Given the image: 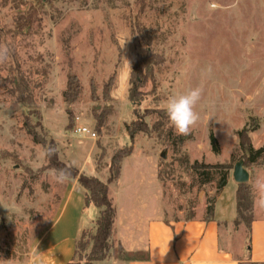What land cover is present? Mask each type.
<instances>
[{"label":"rangeland","instance_id":"obj_1","mask_svg":"<svg viewBox=\"0 0 264 264\" xmlns=\"http://www.w3.org/2000/svg\"><path fill=\"white\" fill-rule=\"evenodd\" d=\"M17 2L0 0V27L12 32L16 14L25 10ZM35 17L27 34L8 37L30 81L22 98L7 78L11 57L0 64V264L34 262L73 184L51 179L46 149L27 133L26 121L41 137L48 133L57 141L62 161L71 160L86 174L102 153L99 148L96 155L94 142L100 140L105 154L115 153L127 140L128 124L149 126L137 134L135 153L124 162L112 195L116 236L129 249L143 245L153 215L167 221L205 218L221 171L196 170L194 162L230 165L231 172L242 154L238 131L245 126L253 146H264V0H45ZM148 39L163 63L154 72L155 89L132 103V70ZM195 87L203 89L196 106L201 119L181 142L187 135L176 134L167 101ZM84 126L97 136L83 132ZM211 130L219 152L212 148ZM104 160L96 162L103 172ZM246 167H264V154ZM95 231L93 221L75 263L86 264ZM116 236L110 261L144 256L120 251ZM230 245L249 264L248 240L234 235Z\"/></svg>","mask_w":264,"mask_h":264},{"label":"crops","instance_id":"obj_2","mask_svg":"<svg viewBox=\"0 0 264 264\" xmlns=\"http://www.w3.org/2000/svg\"><path fill=\"white\" fill-rule=\"evenodd\" d=\"M94 145H96L97 155L99 150L97 141L93 143ZM134 153L135 146L132 154L123 159L119 178L110 184L112 200L114 188L120 183L123 174L124 162L130 160ZM113 154L114 152L109 153L107 150L104 172L98 167L95 158L94 172L89 175L107 180ZM68 162L72 163L71 160ZM82 169L80 170L86 173ZM247 169L250 174L248 184L254 200L251 185L258 175H264V167ZM72 180L73 184L67 191L56 222L50 228L46 239L40 243V251L35 253V260L32 264H68L75 254L77 240L82 231L87 229L99 215V207L93 203L86 204V189L77 178H72ZM238 186L232 170L227 184L216 197L211 217L207 214L205 218L167 221L160 215H153L146 223L143 245L133 249H129L122 239L116 236L117 225L119 227L120 225L115 217L113 236L120 240L127 252H145L144 256L112 261L107 258L94 261L93 264H239L242 259L237 256L236 250L230 245V238L234 235L241 242L248 240L247 260L264 262V211L254 208L250 236L245 223L236 227Z\"/></svg>","mask_w":264,"mask_h":264},{"label":"trees","instance_id":"obj_3","mask_svg":"<svg viewBox=\"0 0 264 264\" xmlns=\"http://www.w3.org/2000/svg\"><path fill=\"white\" fill-rule=\"evenodd\" d=\"M17 4L24 6L25 10L18 11L14 18L15 30L5 29L4 27H0V42H5V44L10 49V57L12 59L11 67L7 69V78H10L12 82L15 84V92L21 94L20 98L24 96L25 93L29 91L30 81L24 73H21L20 65L21 60L18 54L17 49L12 45L9 41V34L12 32L11 38L17 36L18 34L24 35L27 34L32 27L35 16L38 12L39 7L44 4L45 0H37L36 2H21L20 0ZM39 6V7H38ZM147 49L146 51L137 57L135 64L133 66L132 75H131V87L129 90V98L132 103L141 102L143 97L149 90L155 89V80H154V72L155 69L158 68L162 63L163 59L158 56L151 47V41L146 40ZM43 75L46 76V71L43 70ZM72 76L69 77V84ZM153 88L148 89L149 85ZM31 95H27V100L30 101ZM137 115V114H136ZM71 123H73V119L71 118ZM137 122H133L136 124ZM140 123V122H139ZM99 132L102 126V120L99 123ZM259 124L256 126L258 127ZM27 133L32 137L33 141L39 144H42L45 149L48 147L54 146L56 148V154L48 157V166L54 169L61 168H70L72 173V178H77L81 185L86 189V197L85 202L87 205L93 203L97 207L100 208V213L95 220L96 231L94 235H92V248L90 253L87 256L86 264H93L94 261L104 260L110 257V250L113 247L110 239L113 236L114 231V223L116 217V206L113 203L110 194V184L117 180L121 173V163L125 157H128L132 154L134 150L136 136L140 132H149V126L147 124H138L134 128H132L131 124L127 125V140L124 143V146L117 150L112 158L109 165V177L106 181L101 180L97 176L86 174L82 172L79 168L71 163H66L60 159L58 143L54 138H48V133L44 136H40L36 131L34 126H32L29 121L25 122L24 125ZM257 127H254L255 129ZM250 129L245 126L241 130L238 131V137L240 140V146L242 149V154L239 156V159L245 160V166L247 163L256 162L263 154H264V146L260 148H255L251 141V137L249 135ZM189 136L180 137V141H185ZM210 141L212 148L215 152L220 151V145L217 137L214 132L210 131ZM97 146L102 150V153L96 158V162L105 156L104 146L100 143V140H97ZM194 168L199 170L200 167H218L221 171V177L219 180V184L217 187V192L215 193L211 204L207 207V214L209 217L212 216L214 210V202L216 200L217 195L227 184L230 169L232 166L226 164H217V165H209L200 163L199 161L194 162ZM203 174H208L203 171ZM208 179V178H207ZM237 190V218L235 220V226L237 227L241 223H245L249 236L251 233L252 223L254 220V206H253V197L251 193V188L248 182L238 183ZM85 235V230L82 231L79 239L77 240L75 254L72 260L68 264H78L75 263L74 258L76 255L77 247L85 248V243H81V239ZM119 250L124 252V247L121 243H119ZM249 261V264H264V262H254ZM239 264H244L243 260L240 261Z\"/></svg>","mask_w":264,"mask_h":264},{"label":"clouds","instance_id":"obj_4","mask_svg":"<svg viewBox=\"0 0 264 264\" xmlns=\"http://www.w3.org/2000/svg\"><path fill=\"white\" fill-rule=\"evenodd\" d=\"M215 8V4L210 5ZM10 55V49L6 44H0V64L5 63ZM207 74L213 72L212 65L206 68ZM203 95V89L195 87L189 89L186 93L178 96H172L167 101L166 112L168 119L173 126L176 134L189 135L192 128L198 124L201 117L196 111V106L200 102ZM56 154L54 146L46 149V155L51 157ZM52 180L58 184L70 182L72 173L70 168L52 169L49 172ZM252 191L254 193L253 206L256 209L264 211V175H258L252 182Z\"/></svg>","mask_w":264,"mask_h":264},{"label":"water","instance_id":"obj_5","mask_svg":"<svg viewBox=\"0 0 264 264\" xmlns=\"http://www.w3.org/2000/svg\"><path fill=\"white\" fill-rule=\"evenodd\" d=\"M233 176L238 183H244L249 181L250 174L247 167L245 166L244 159H239L236 162L233 169Z\"/></svg>","mask_w":264,"mask_h":264},{"label":"built area","instance_id":"obj_6","mask_svg":"<svg viewBox=\"0 0 264 264\" xmlns=\"http://www.w3.org/2000/svg\"><path fill=\"white\" fill-rule=\"evenodd\" d=\"M82 131L86 132V133H89L92 137H96L97 136V132L94 129H89L86 126L82 127Z\"/></svg>","mask_w":264,"mask_h":264}]
</instances>
